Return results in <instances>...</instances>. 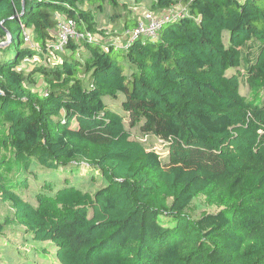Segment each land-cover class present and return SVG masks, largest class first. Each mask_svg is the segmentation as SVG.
I'll use <instances>...</instances> for the list:
<instances>
[{
  "label": "trees",
  "instance_id": "1",
  "mask_svg": "<svg viewBox=\"0 0 264 264\" xmlns=\"http://www.w3.org/2000/svg\"><path fill=\"white\" fill-rule=\"evenodd\" d=\"M177 3L186 12L156 39L71 42L35 66L44 95L22 65L31 44L47 52L58 15L93 33L92 8L109 6L122 31L136 13L121 0H0V143L11 151L0 201L60 264H264V0H153L151 11ZM77 158L100 187L47 180L26 196L33 164L76 174ZM199 194L221 208L192 218Z\"/></svg>",
  "mask_w": 264,
  "mask_h": 264
},
{
  "label": "rangeland",
  "instance_id": "2",
  "mask_svg": "<svg viewBox=\"0 0 264 264\" xmlns=\"http://www.w3.org/2000/svg\"><path fill=\"white\" fill-rule=\"evenodd\" d=\"M153 0H127L125 4L131 8V10H137L139 7L151 10ZM94 11V20L96 29L92 33L93 36L100 40L103 44H106L112 40L124 41L122 38V30H119V22H115L111 18L113 12L109 6H105L102 11ZM167 9V8H166ZM166 9H154L156 14H163ZM171 11L186 12V8L180 4H174L169 7ZM27 34H31V30L26 31ZM110 37V38H109ZM110 39V40H109ZM35 48L34 55L23 62V68L28 73L25 84L33 91L43 92L46 90V82L44 75L41 72H34L35 66H45L54 62L60 61L63 56L68 55L69 50L63 52H43L40 48H36L35 44H31ZM81 51L83 49L81 48ZM80 60H83V55L78 56ZM86 78V77H85ZM121 96L115 101H112L113 105L118 106ZM135 131V129L133 130ZM155 148L161 150L162 145L160 141L155 143ZM10 149L4 147L0 143V154H4L6 157L10 154ZM75 164L79 167V171L76 174H70L69 172H60L55 175L49 174V171L40 168L36 164L32 165V168L36 170L38 180H34L29 174V189L26 192L32 201L35 200V194L40 190L44 181H55L58 184L64 181L66 178H70L77 183V186L83 191H94L100 187L103 183L100 174L90 166V159L77 158ZM170 202V199L167 200ZM221 206L216 204H210L204 194L197 195L190 203L186 212L192 217L197 218L203 212H216ZM14 219L13 208L10 202L0 201V221H8L5 227V235L0 240V256L6 264H60L55 256V249L50 242H37L26 234L23 226L18 222L12 221Z\"/></svg>",
  "mask_w": 264,
  "mask_h": 264
},
{
  "label": "built area",
  "instance_id": "3",
  "mask_svg": "<svg viewBox=\"0 0 264 264\" xmlns=\"http://www.w3.org/2000/svg\"><path fill=\"white\" fill-rule=\"evenodd\" d=\"M183 13L185 12H174L169 10V8L164 10V13L160 15L151 10H145L139 15L136 24L132 28L122 31L124 41L112 40L111 42L127 47L141 37L156 39L165 22L175 20ZM52 36L53 39L49 40L46 45L48 53L64 52L71 42L78 44L84 40H97L91 32L79 30L77 22L74 19L62 15L57 16V24L52 31ZM25 39L29 40V36L25 35ZM43 92L44 95H47L46 90Z\"/></svg>",
  "mask_w": 264,
  "mask_h": 264
},
{
  "label": "crops",
  "instance_id": "4",
  "mask_svg": "<svg viewBox=\"0 0 264 264\" xmlns=\"http://www.w3.org/2000/svg\"><path fill=\"white\" fill-rule=\"evenodd\" d=\"M121 2H127V0H121ZM145 10H148V9H145L144 7H139V8H137V10H134V12L136 13L137 19H138L139 15L142 14V12Z\"/></svg>",
  "mask_w": 264,
  "mask_h": 264
}]
</instances>
